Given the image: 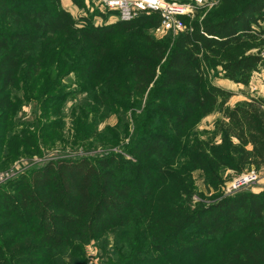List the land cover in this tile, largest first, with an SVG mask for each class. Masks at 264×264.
Returning <instances> with one entry per match:
<instances>
[{
  "label": "trees",
  "instance_id": "1",
  "mask_svg": "<svg viewBox=\"0 0 264 264\" xmlns=\"http://www.w3.org/2000/svg\"><path fill=\"white\" fill-rule=\"evenodd\" d=\"M202 16L161 41L145 32L160 25L159 12L82 26L61 0H0V125L39 94L61 108L67 70L90 101L76 144L102 141L97 125L109 111L127 136L126 106H145L127 156L58 159L0 191V264H85V248L111 236L117 264H264V190L193 207L191 179L194 169L210 184L223 167H264V97L228 106L232 92L213 81L248 86L264 67L263 54L248 53L264 37V0H221ZM215 111L222 148L184 144L189 126ZM178 156L187 164L175 166Z\"/></svg>",
  "mask_w": 264,
  "mask_h": 264
},
{
  "label": "rangeland",
  "instance_id": "2",
  "mask_svg": "<svg viewBox=\"0 0 264 264\" xmlns=\"http://www.w3.org/2000/svg\"><path fill=\"white\" fill-rule=\"evenodd\" d=\"M174 1L183 2V0ZM206 1L212 6L199 11L197 16L207 15L213 9L218 8L221 0ZM61 3L63 8L82 26L89 24L95 26L109 25L115 24L119 20L117 15L113 13H108L107 16L103 15L100 8L91 0H83V5L77 4L74 0H61ZM191 24L192 22H188V28ZM262 26L264 27V23ZM145 32L161 41L176 37L174 33L158 34L151 28H145ZM261 40L257 43L259 44L258 48L252 49L248 53L264 55V37H261ZM65 74L67 75L63 76L59 82V93L65 94L61 108L59 107L60 104L56 103L54 94H39L29 103L17 105L11 112V122L0 125V191L34 168L44 167L48 162L58 159L93 157L108 153H121L127 156L124 152L125 146L130 143L135 133V118L143 112L145 106L140 108L132 105L126 106L127 117L129 118L128 126H126L128 129L127 136L121 135L118 129V116L115 112L109 111L97 125L98 132L103 137L102 141L94 143V136H91L92 138H89L87 144H76L79 131L75 122L80 117L79 113L84 104H89V94L87 91L86 93L82 91L83 83L77 72L67 70ZM213 81L216 85L232 92L233 96L227 103L228 106L246 101L251 96L264 97V67L252 75L248 86L235 84L220 76L215 77ZM88 88H92L91 81H89ZM16 94L22 96L20 92ZM222 120L218 111L206 117L197 118L189 126L188 136L184 144L191 147L193 144L187 143L189 139L192 143L198 141L207 146L222 148L224 143ZM29 139L33 143L25 144ZM231 141L234 146L238 144L236 139H231ZM34 144L37 145V149H35ZM229 154L233 159L235 158V152L231 149ZM184 164H187L186 158L178 156L175 166L182 167ZM251 175L255 179L250 180ZM219 176L220 182L208 184L205 172L200 169L192 170L191 179L195 189L192 197L193 207L198 206V204L216 202L219 195L232 196L243 191L259 193L264 190V167L259 170L255 167L247 169L240 174L231 168L223 167ZM247 177H249L248 181H241ZM114 240L111 236L107 239L108 243L105 240H100L87 246L84 253L85 264H117L119 257L113 252ZM22 242L20 244L27 243V241Z\"/></svg>",
  "mask_w": 264,
  "mask_h": 264
},
{
  "label": "built area",
  "instance_id": "3",
  "mask_svg": "<svg viewBox=\"0 0 264 264\" xmlns=\"http://www.w3.org/2000/svg\"><path fill=\"white\" fill-rule=\"evenodd\" d=\"M102 12H117L119 20L130 22L140 14L151 15L159 12L160 25L155 29L158 34L183 33L188 29L186 20H194L199 11L211 7L206 0L178 2L167 0H91ZM249 177L241 181H248ZM255 179L250 176V180Z\"/></svg>",
  "mask_w": 264,
  "mask_h": 264
}]
</instances>
